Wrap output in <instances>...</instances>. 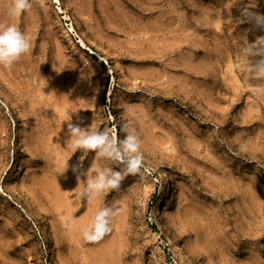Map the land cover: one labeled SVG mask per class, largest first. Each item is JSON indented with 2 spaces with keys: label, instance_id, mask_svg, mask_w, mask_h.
Masks as SVG:
<instances>
[{
  "label": "rangeland",
  "instance_id": "1",
  "mask_svg": "<svg viewBox=\"0 0 264 264\" xmlns=\"http://www.w3.org/2000/svg\"><path fill=\"white\" fill-rule=\"evenodd\" d=\"M0 3L31 42L0 68V264H264V80L236 67L239 36H264L240 10L264 0ZM69 119L119 138L132 121L143 178L82 201L72 166L81 185L122 166L73 153ZM105 205L112 232L84 242Z\"/></svg>",
  "mask_w": 264,
  "mask_h": 264
},
{
  "label": "clouds",
  "instance_id": "2",
  "mask_svg": "<svg viewBox=\"0 0 264 264\" xmlns=\"http://www.w3.org/2000/svg\"><path fill=\"white\" fill-rule=\"evenodd\" d=\"M32 8L31 0H9L7 14L9 17H19ZM241 18L239 23H254L259 29H264V15L251 10L245 6L241 8ZM241 43V54L246 59L243 63H237L236 67L246 73L250 78L264 80V36H257L254 42H250L247 35L239 36ZM31 50V42L27 36L15 25L11 23H0V68L11 71L14 65L22 56ZM260 92L264 93V85L260 87ZM67 123V136L71 141L72 152L77 150L83 153L94 152L97 157L110 160L122 166L120 170L112 167H101L92 165L94 174L87 175L86 181L81 185V167L83 161L72 166V171L77 178V196L82 201L91 202L93 197L100 193L118 190L124 179L129 175H139L143 178L144 156L141 151V134L133 126L132 121L122 125L123 138H119L112 129L95 130L82 128L79 124H74L71 119ZM241 150L245 151L246 146L241 145ZM70 157L68 158V160ZM68 160L64 164L65 173L68 168ZM119 214V209H114L109 205L100 208L94 215L92 221L81 230L84 242L94 244L104 239L113 230V222Z\"/></svg>",
  "mask_w": 264,
  "mask_h": 264
},
{
  "label": "bare ground",
  "instance_id": "3",
  "mask_svg": "<svg viewBox=\"0 0 264 264\" xmlns=\"http://www.w3.org/2000/svg\"><path fill=\"white\" fill-rule=\"evenodd\" d=\"M1 4V3H0ZM154 216H156V220H157V222H159L160 221V218H159V216L155 213L154 214ZM162 222V221H161ZM184 248V247H183ZM188 252V251H187ZM189 255V254H188Z\"/></svg>",
  "mask_w": 264,
  "mask_h": 264
}]
</instances>
